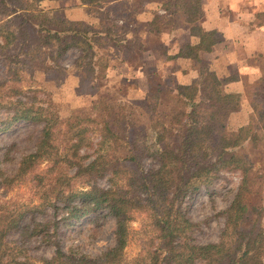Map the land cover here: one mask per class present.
<instances>
[{
  "label": "trees",
  "instance_id": "obj_1",
  "mask_svg": "<svg viewBox=\"0 0 264 264\" xmlns=\"http://www.w3.org/2000/svg\"><path fill=\"white\" fill-rule=\"evenodd\" d=\"M43 1L54 0H0V52L14 77L10 86L6 81L0 83V132L21 122L41 125L33 150L19 157L14 171L0 169V189L4 194L15 184L27 181L35 188L34 197L38 202V205H17L0 199V264H29L32 243L54 248L53 256L42 259L41 264H58L65 257L59 246V231L72 229L83 219L98 217L101 213L113 221L114 244L91 264H264V228L257 220L263 208L254 210L257 216L246 231L244 223L249 209L243 202L244 196L253 192L248 178L252 163L244 148L260 149L264 145V77L249 123L241 128H226L216 136L220 123L239 110L240 100L221 91V83L213 70L198 66L199 55L221 40L219 34L191 27L190 34L197 43L184 45L177 57L197 65V75L190 85L178 86L170 98L176 109L168 123L159 118L152 97L147 104L154 119L150 123L151 134L137 135L135 120H124L123 113L113 125L108 123L110 115L102 116L100 141L94 151L95 158L81 171L83 181L78 185L68 181L62 188L54 189L50 181L59 162L55 134L62 126L64 133H68L79 123L90 121L78 116L61 120L50 98L26 97L13 84L20 82L23 71L51 70L50 66L71 50L79 52L76 67L85 77L101 80L106 76L108 60L96 50L110 44L119 46L120 41L117 28L97 27L87 22L59 20L61 29L48 30L33 19V13ZM165 8L184 15L185 21L191 24L201 17L197 0H173ZM17 13L23 14L26 20L15 24L13 16ZM261 16L264 21V13L258 17ZM25 24L37 26L36 39L29 37ZM156 24L153 19L150 29ZM129 44L137 45L131 41L125 45ZM108 101L107 105L121 106L119 109L125 111L126 103ZM108 107L103 109L107 111ZM118 130L123 132L122 136H118ZM169 131L176 134L177 144L163 150L161 145ZM110 135L120 137L128 147L125 163L136 162L134 152L142 149L153 151L150 155L153 165L146 169L137 165L135 170L121 166L113 171L117 173L110 175L111 163L102 154ZM14 146L16 143L11 147ZM123 161L117 160L114 164ZM223 173H237L240 181L223 213L218 242L202 245L193 238L197 226L188 217L187 210L199 191L211 188ZM100 178H106L104 187L96 182ZM138 214L147 217L159 244L152 251H145L143 247L141 254L127 261L124 249L129 225Z\"/></svg>",
  "mask_w": 264,
  "mask_h": 264
},
{
  "label": "rangeland",
  "instance_id": "obj_2",
  "mask_svg": "<svg viewBox=\"0 0 264 264\" xmlns=\"http://www.w3.org/2000/svg\"><path fill=\"white\" fill-rule=\"evenodd\" d=\"M95 12L99 13L98 11ZM33 16L37 23L42 24L43 27L50 31H58V29L62 28L58 23L59 20L51 18L42 12L40 4L38 11L33 13ZM25 20L26 18L21 13L13 16L15 24H20ZM89 24L99 27L97 23L89 22ZM25 27L29 37L36 39L38 34L37 26L25 24ZM116 34L119 35V31L116 30ZM78 57L79 52L71 50L64 57L57 60L54 65H51V70L32 68L29 71H23L20 82L13 84L15 87H19L26 97L43 99L46 96L48 99L50 98L61 120L78 116L90 121L79 123L76 128L68 133H64L65 129L62 126L58 133L55 134V147L59 150V162L50 181L54 189L62 188L68 181H73L77 185L83 181L81 180V171L95 158L94 151L100 141L99 129L103 127L102 116L110 115L108 123L113 125L117 116L123 113L125 116L124 120H135L137 135L151 134L150 123L154 120L151 114L150 116L148 114L143 116L140 112L135 111L137 107L134 108L127 103L124 106L125 111L119 109L121 106L107 105L106 103H109L108 100L112 101L111 99L114 98L108 97L105 90H96L95 86H93L94 80L85 77L80 69L76 67V59ZM6 65L0 52V83L6 81L7 86H10L14 77L8 72ZM152 102L156 103L155 107L157 109H160L157 106L156 99H152ZM103 106H109V109L106 108L107 111H105ZM113 115L115 116L112 117ZM139 115L141 116L139 117ZM40 128L41 125L39 124L21 122L6 132H0V169H4L5 172L6 170L14 171L19 157L33 150V142ZM224 128L225 119L216 129V136L222 134L225 131ZM113 135L115 136V134ZM122 135L123 132L120 131L118 136ZM13 143H16V146L11 147ZM176 144V134L173 131H169L166 133V138L161 148L170 150ZM7 149L9 153H5ZM244 152L249 155L252 163L248 178L252 183L253 192L246 194L243 201L249 209L244 229L249 231L257 216L254 210L259 208H263V214L261 213L257 220L260 223L259 225L264 228V145L260 149H252L246 146ZM152 153V150L140 149L134 152L136 162L125 163L123 159L129 157L128 147L125 142L120 141V137L116 139V137L110 135L106 140L105 146L102 147V154L111 163L109 165L111 170H108L110 175L117 173L113 171L121 166H125L128 170H135L137 165L144 169L151 167L154 163L150 158ZM117 160H122L123 163L114 164ZM239 181V174L223 173L211 188L200 190L192 200L187 210V215L197 226L193 233V238L197 243L204 245L218 242L221 229L223 228V213L232 201ZM96 182L99 186L104 187L106 178L97 179ZM35 192L33 185L24 181L15 184L5 194L0 189V199L17 205H38L34 197ZM113 230V221L109 217H105L104 213H101L98 217L91 216L83 219L72 229L62 228L59 231V246L65 257L60 259L58 264H91L93 260L113 246ZM261 232L263 233L262 230ZM155 236L156 234L147 217L143 214L136 215L135 220L129 225L128 242L124 249V256L127 261H131L141 254L143 247L146 249L145 251H152L154 247L158 246L159 243L156 241ZM151 241L153 242L151 243ZM29 248H31L29 264H41L42 259H50L53 256V247L32 243ZM224 264H227V262Z\"/></svg>",
  "mask_w": 264,
  "mask_h": 264
},
{
  "label": "crops",
  "instance_id": "obj_3",
  "mask_svg": "<svg viewBox=\"0 0 264 264\" xmlns=\"http://www.w3.org/2000/svg\"><path fill=\"white\" fill-rule=\"evenodd\" d=\"M171 1L54 0L40 5L44 14L57 20L117 28L119 46L96 50L108 60V68L93 86L105 90L112 102L137 107L135 111L143 116H150L148 101L156 99L165 123L176 109L170 99L175 90L190 85L197 75V65L177 57L184 45L197 43L191 27L216 32L221 40L199 55L198 66L213 70L223 93L239 97L240 108L225 118L224 129L246 126L264 77V21L258 17L264 13V0H197L201 17L192 24L184 15L166 10ZM153 19L157 24L151 30ZM129 41L137 45H125Z\"/></svg>",
  "mask_w": 264,
  "mask_h": 264
}]
</instances>
